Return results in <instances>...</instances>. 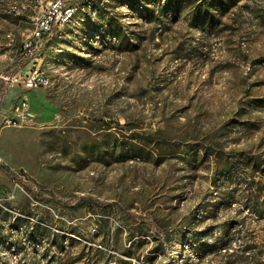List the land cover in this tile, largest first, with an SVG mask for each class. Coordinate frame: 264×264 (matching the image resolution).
Wrapping results in <instances>:
<instances>
[{
	"label": "rangeland",
	"instance_id": "374dc122",
	"mask_svg": "<svg viewBox=\"0 0 264 264\" xmlns=\"http://www.w3.org/2000/svg\"><path fill=\"white\" fill-rule=\"evenodd\" d=\"M48 1L0 0V122ZM209 1L72 0L0 132V264H264V0Z\"/></svg>",
	"mask_w": 264,
	"mask_h": 264
},
{
	"label": "built area",
	"instance_id": "2783aa9c",
	"mask_svg": "<svg viewBox=\"0 0 264 264\" xmlns=\"http://www.w3.org/2000/svg\"><path fill=\"white\" fill-rule=\"evenodd\" d=\"M72 0H58L45 4L43 11L35 17L29 35L22 42L20 56L29 60L28 64L9 80L11 86L20 89L18 101L12 106L11 113L2 118L0 132L5 127H22L28 120V102L22 91H31L48 87L51 83L44 77L37 53L48 40L50 34L61 25L65 15L73 9ZM0 162L2 158L0 156Z\"/></svg>",
	"mask_w": 264,
	"mask_h": 264
},
{
	"label": "bare ground",
	"instance_id": "6f19581e",
	"mask_svg": "<svg viewBox=\"0 0 264 264\" xmlns=\"http://www.w3.org/2000/svg\"><path fill=\"white\" fill-rule=\"evenodd\" d=\"M55 1H58V0H49L46 4H50V3L55 2ZM75 12H76V7H74L73 9H71V10L69 11V13H67V14L65 15L64 19H62V23H61V25L58 26V28H60L61 26L67 24V23H68V22L74 17ZM55 30H56V29H55ZM55 30H54V31H55ZM52 35H53V34H50V36L48 37V40H50V37H51ZM48 40H47V41H48ZM44 77H45L46 79H49V80H50L49 76H48L45 72H44Z\"/></svg>",
	"mask_w": 264,
	"mask_h": 264
},
{
	"label": "trees",
	"instance_id": "16d2710c",
	"mask_svg": "<svg viewBox=\"0 0 264 264\" xmlns=\"http://www.w3.org/2000/svg\"><path fill=\"white\" fill-rule=\"evenodd\" d=\"M219 2L221 3V1H219V0H210L209 3H208V6H213V5H215L216 3H219ZM133 153H135V152H133ZM99 205H101V204H99Z\"/></svg>",
	"mask_w": 264,
	"mask_h": 264
}]
</instances>
